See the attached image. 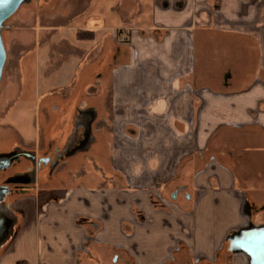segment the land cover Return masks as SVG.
Segmentation results:
<instances>
[{"label": "crops", "instance_id": "obj_1", "mask_svg": "<svg viewBox=\"0 0 264 264\" xmlns=\"http://www.w3.org/2000/svg\"><path fill=\"white\" fill-rule=\"evenodd\" d=\"M109 1L68 0L12 60L3 28L39 135L0 171L28 165L0 264H264V0Z\"/></svg>", "mask_w": 264, "mask_h": 264}, {"label": "rangeland", "instance_id": "obj_2", "mask_svg": "<svg viewBox=\"0 0 264 264\" xmlns=\"http://www.w3.org/2000/svg\"><path fill=\"white\" fill-rule=\"evenodd\" d=\"M28 0L25 4H23L20 9L14 14L4 25V37L6 48L9 53V59H13L16 52L20 50L19 44H29L34 43L33 35L28 34L26 36V43L25 41L20 38L19 33L26 34L30 33L33 29L32 26H50L51 24H55L56 16H61L60 21L62 23L66 22V17L68 14L72 13V7L75 5L74 3L68 5V0ZM96 0H92L91 4H95ZM114 1L111 0L107 2V5L113 4ZM89 3H80V9L83 6H87ZM94 5V6H95ZM114 5V4H113ZM112 5V6H113ZM53 6V7H52ZM69 8H68V7ZM56 7L57 12L51 13L53 8ZM64 16V17H63ZM65 19H63V18ZM62 19V20H61ZM47 34H43V40H48L50 37V32H53L51 29L44 31ZM19 49V50H18ZM10 78H13L14 81L17 80L15 75L8 76L6 74L5 78L3 79V83L0 90V156L12 154L18 148H26L24 146H20V137L18 135V129L21 127L29 128V133L36 137L39 135V118L36 114L31 115H18L14 112L12 107L8 110L9 102L17 101L18 90L14 84L8 85V81ZM11 90V94H7V91ZM10 95V99H6L4 97ZM16 103V102H15ZM13 105V104H12ZM11 113H8V112ZM14 111V112H13ZM36 115V116H35ZM22 124V125H21ZM3 127L11 128L10 131L4 132ZM25 161L22 159V164L17 165L15 169H8L5 172L0 173V184L3 185L8 180L10 175H14L15 172H25L27 170V166ZM2 214L5 215L6 208L4 203L1 204ZM106 264V263H102ZM110 264V263H109Z\"/></svg>", "mask_w": 264, "mask_h": 264}, {"label": "water", "instance_id": "obj_3", "mask_svg": "<svg viewBox=\"0 0 264 264\" xmlns=\"http://www.w3.org/2000/svg\"><path fill=\"white\" fill-rule=\"evenodd\" d=\"M27 1L28 0H0V86L7 61V52L2 37V31L5 23L14 14H16L20 7ZM21 156L30 157L33 160L36 159L35 155L22 152H14L12 154L2 155L0 156V171L8 168L13 163V161L18 160ZM7 191L8 190L6 187L0 186V240L4 234V231L6 230V222L2 214L1 204L4 202ZM238 248H244L243 243H241L240 247L238 246Z\"/></svg>", "mask_w": 264, "mask_h": 264}, {"label": "flooded vegetation", "instance_id": "obj_4", "mask_svg": "<svg viewBox=\"0 0 264 264\" xmlns=\"http://www.w3.org/2000/svg\"><path fill=\"white\" fill-rule=\"evenodd\" d=\"M1 173V172H0ZM174 198L176 197V195L174 194L173 196ZM113 263L114 264H129V262L127 261V259L125 258V256L123 255H116L114 258H113ZM175 264H196L194 261L192 260H184V259H179V260H176Z\"/></svg>", "mask_w": 264, "mask_h": 264}]
</instances>
